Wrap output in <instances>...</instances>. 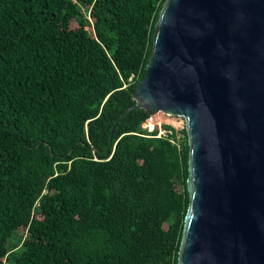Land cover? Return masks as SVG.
<instances>
[{
    "label": "trees",
    "instance_id": "obj_1",
    "mask_svg": "<svg viewBox=\"0 0 264 264\" xmlns=\"http://www.w3.org/2000/svg\"><path fill=\"white\" fill-rule=\"evenodd\" d=\"M164 1L0 0V264L177 263L186 129L116 123Z\"/></svg>",
    "mask_w": 264,
    "mask_h": 264
},
{
    "label": "water",
    "instance_id": "obj_2",
    "mask_svg": "<svg viewBox=\"0 0 264 264\" xmlns=\"http://www.w3.org/2000/svg\"><path fill=\"white\" fill-rule=\"evenodd\" d=\"M132 98L185 121L176 264H264V0H165Z\"/></svg>",
    "mask_w": 264,
    "mask_h": 264
},
{
    "label": "built area",
    "instance_id": "obj_3",
    "mask_svg": "<svg viewBox=\"0 0 264 264\" xmlns=\"http://www.w3.org/2000/svg\"><path fill=\"white\" fill-rule=\"evenodd\" d=\"M154 116H155L154 114L148 115L141 123V129L149 134L147 136L167 139L171 143L177 144L178 143V138L176 136L177 129L171 126L162 125V123L158 122L154 118Z\"/></svg>",
    "mask_w": 264,
    "mask_h": 264
},
{
    "label": "rangeland",
    "instance_id": "obj_4",
    "mask_svg": "<svg viewBox=\"0 0 264 264\" xmlns=\"http://www.w3.org/2000/svg\"><path fill=\"white\" fill-rule=\"evenodd\" d=\"M88 17H90V15L88 14ZM86 30H88V28H86ZM154 118L162 123V125H166V126H171L176 128V136L178 138V140L180 141L183 137V129L185 127L184 123V119L180 116H172V115H168L165 114L163 112H158L156 114H154ZM44 181V178H40V182L42 183Z\"/></svg>",
    "mask_w": 264,
    "mask_h": 264
},
{
    "label": "bare ground",
    "instance_id": "obj_5",
    "mask_svg": "<svg viewBox=\"0 0 264 264\" xmlns=\"http://www.w3.org/2000/svg\"><path fill=\"white\" fill-rule=\"evenodd\" d=\"M160 113V112H159Z\"/></svg>",
    "mask_w": 264,
    "mask_h": 264
}]
</instances>
